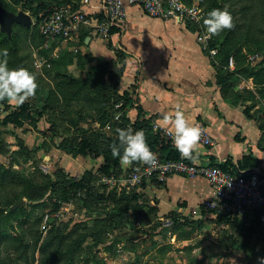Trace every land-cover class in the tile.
Returning a JSON list of instances; mask_svg holds the SVG:
<instances>
[{
	"label": "trees",
	"instance_id": "1",
	"mask_svg": "<svg viewBox=\"0 0 264 264\" xmlns=\"http://www.w3.org/2000/svg\"><path fill=\"white\" fill-rule=\"evenodd\" d=\"M73 1L76 0H14L12 7L0 0V4L8 10L15 13L29 10L32 16L38 19V22L32 27L15 23L12 39L2 33L3 38L0 46L5 49L9 44L8 52L17 54L16 44L19 40V33L23 31L27 36L26 39L29 38L34 47L40 48L46 43V36L41 33V28H39L41 21L59 7L73 4ZM182 1L188 5H194L195 2V0ZM228 2L230 5L227 4ZM236 3L241 6L238 7ZM16 6H20L22 9L18 10ZM200 6L204 7L206 11L204 18L213 9L223 10L227 7L234 19V29L224 30L219 36H213L210 44L211 49H218L217 55L213 57V64L217 70V84L220 86L223 98L233 105L248 101L264 102V0H200ZM74 7L78 8V5H74ZM187 25L192 30H197L193 24L188 23ZM115 31L116 28L112 29L111 34ZM88 36V30L83 28L79 44L87 45ZM75 44L79 46V44ZM12 46L13 48H11ZM64 49L66 50L59 57L50 59L52 66L57 68L54 89L49 87L47 98H41L37 105H33L28 99L22 106L14 108L5 118L7 124H13L16 128L25 127L26 124L31 128H37L38 124L47 115H50L52 124L45 133L55 137L57 124L63 120L70 121L74 127L73 137L70 139L71 141L68 139L61 143L59 149L66 154L83 158L94 160L102 158L103 163L99 171L108 175L120 176L124 167L120 164L118 157L112 156L110 149V145L119 143L117 129L131 128L133 132L143 130L151 150L161 159H181L179 152L173 146L171 137H168L163 131L155 129L161 116L159 114L149 116L142 106L140 96L142 73L139 72L136 75L128 89L120 90L121 79L124 76L127 63L126 55L123 52L117 51V60L109 61L104 57H96L90 51L83 54L79 51V53L69 51L67 47ZM251 54H259L262 57L258 64L248 63ZM44 55L49 57L47 52ZM231 57L235 61L234 69L229 67ZM76 58L79 67L85 72L84 76H75L68 69L69 65L75 63ZM118 62L123 66L119 67ZM20 64L32 72L36 76V80L39 79L33 70L25 67L24 61H21ZM242 77L253 80L254 91L236 89L235 84L241 81ZM38 86L35 96H39V91L44 87L40 84ZM0 104H7V101L0 102ZM7 107L10 108V105L7 104ZM244 112L248 118L258 123L259 128L263 131L264 141V108L252 113V107L247 106ZM85 117L100 122V128L82 127L81 122ZM108 122L113 124L112 132L105 129ZM212 164L225 171L238 174V169L247 170L257 167L261 161L249 154L239 161V165L233 164L230 160L224 163L213 160ZM132 166L134 170H138L142 164L133 163ZM59 173L63 176V186L50 182L40 184L15 172L11 167L0 164V264H8L4 260L3 250L4 246L11 244L17 250V257L10 259L9 264H107L105 259L95 251V248L104 243L105 236L109 231L126 227L131 218L137 221L143 213L157 215L159 211L158 207L148 204V200L138 189L122 195H118L114 190L109 194L106 190L104 193H101L100 189L94 191L92 183L95 180V174L92 170L87 171L81 180L71 178L64 171ZM66 183L68 184L66 185ZM145 186L147 183H143L141 187ZM3 190L16 191L13 192L14 197L12 195V197L2 200ZM51 191L59 194L65 202L71 196L73 198L77 196H75V191L83 192L86 195L82 199L84 206L94 207V210L99 208L93 226L76 225L70 229L68 223H65L62 228L55 226L56 223H54L46 236L39 229L33 228L31 229L32 242L24 239V235L21 237L12 235L10 230H17V228L29 224V218L20 222L27 213L26 208L20 207L14 210L12 207L23 198H27L31 203H39ZM104 203L112 204V207L102 212L100 207ZM3 206L10 210L7 212L2 208ZM59 207V204L55 203L54 211H57ZM203 214L205 219L197 223L188 218H180L174 211L168 213L167 216L173 217L172 232L178 235V239L189 241L197 230L202 228L205 221L209 220L210 217L206 210H203ZM215 218L219 224L233 222L237 226L241 239L233 234L228 236L234 249L246 252L248 257H264V225L260 221L258 212L246 213L242 220H239L238 216L226 215H218ZM16 221H19L18 227L14 225ZM42 221L43 219L39 218L37 226H40ZM255 237L262 238L263 244L255 243ZM123 238L125 237H121L119 240ZM119 240H114L111 245L106 247V250L113 251ZM188 247L193 248L192 246ZM37 252L38 257L36 256ZM198 263L203 264V261L198 260Z\"/></svg>",
	"mask_w": 264,
	"mask_h": 264
},
{
	"label": "rangeland",
	"instance_id": "2",
	"mask_svg": "<svg viewBox=\"0 0 264 264\" xmlns=\"http://www.w3.org/2000/svg\"><path fill=\"white\" fill-rule=\"evenodd\" d=\"M1 1L12 7L14 5V0ZM227 4L230 5L229 2ZM237 4L238 7L241 6V4L239 5V3H236V5ZM71 5H78V8H81V0L73 1V4ZM194 5L199 7L200 0H195ZM200 7L205 13L206 11L204 10V7ZM16 9L20 10L22 8L16 6ZM26 12L32 16L31 11L28 10ZM32 17L34 24L38 22L37 17ZM40 27L41 24L39 25V28ZM1 34L2 32L0 31V42L3 38ZM26 37L27 36L23 31L19 33V40L16 44L18 48L17 54L9 53V68H21L22 65L20 63L21 61H24L25 67L33 70L37 77H39L37 83L44 87L39 91V96L30 98L33 105H37L40 103L39 101L41 98H47L49 87L52 89L55 87L54 79L56 77L57 68L55 69V67L52 66L50 59L59 57V55L66 49L62 48V43L58 38L54 39L46 37V43L40 48H36L29 41V38L26 39ZM75 43L79 44V40L68 41L70 46H68L67 49L74 53H87V50L83 49L85 45L81 44H79L81 48L79 47L74 50L73 47L76 45ZM11 48H13V46ZM70 48L72 49L70 50ZM5 49L9 50L10 45L8 44V47ZM0 50H2L1 46ZM44 51L47 52L49 57L44 55L46 54ZM55 53H57L58 56H56ZM37 57L43 60L41 63L43 66L40 68L35 64ZM260 59H262L261 56ZM113 60L116 61L117 58H114ZM45 61H48L50 66L43 64ZM259 61L260 60L251 62L248 59V63H251L252 65L258 64ZM118 65L119 67L123 66L120 62H118ZM68 69L75 76H84L85 72L79 67L77 58L74 64L69 65ZM251 81L253 80L242 77L241 81H238L235 84V87L238 90L242 89L240 91H254L255 88H252V86L255 87V85ZM128 88L129 86L120 85L121 91ZM260 103L261 101L255 103L248 101L246 102V105L251 106L252 113H254L259 109L264 108V102ZM7 104H0V117L2 119L0 122V148L2 147V150L0 151V164L5 165L6 167H11L15 172L20 173L27 178H31L37 183H58V186H63V176L59 173L60 171H64L68 176L75 180H81L87 171L92 170L95 174V180L92 183L94 191L100 189L99 191L104 193L106 190L109 194L114 190L118 195L128 193L126 192L129 191L127 189L112 187L110 183L103 181V177L110 178L114 174L108 175L99 171L103 163L102 158L99 160L83 158L81 156L66 154L59 149L61 143L68 139L71 141L70 139L73 137L74 127L70 121L63 120L57 124L55 137L45 133L52 124L50 115H47L38 124L37 128H31L28 124H26L25 127L16 128L13 124H7L5 118L17 106L9 104V108L7 107ZM81 126L84 128H100L101 123L85 117L81 122ZM105 129L108 132H112V122H108ZM213 139L215 140L214 137ZM215 142L217 144L216 140ZM132 171H134L132 165L124 166L120 174L126 175ZM67 184L68 183H66V185ZM148 184L149 183L147 182V185ZM15 191L16 190H3L1 195L2 200L12 197V195L14 197L13 192ZM74 193L75 196H77L75 198L71 196L67 202L62 200L61 196L55 194L53 191L49 192L44 200L39 203H31L27 198H23L26 200L24 207L26 208L27 213L21 218L20 222L29 218V224L17 228V230H10V233L19 237L24 235V239L32 242L33 235L31 229L33 228L35 230L39 229V231L46 236L48 230L51 229L52 224L54 223H56L55 226H60L61 228L65 223H68L70 229L76 225L93 226L94 220L98 216L99 208L94 210V207L89 208L84 206L82 199H84L86 195L79 191H75ZM55 203L60 206L57 211H54ZM109 207H112V204L104 203L100 207V211L105 212ZM2 208L7 210V212L10 210L5 206ZM208 217H210L209 220L205 221L202 228L197 230L192 236L191 241H183L178 239V235L176 234V240L174 239V233L172 232L174 226L173 217L167 215L162 217L152 213H143L137 221L131 218L126 227L116 229L115 231H109L105 236L104 243L98 248H95V251L99 253L100 257L105 259L107 264H176L185 262L186 264H199L198 260L201 259L205 260L204 264H258V258L261 257H248L246 252L236 250L232 247V241L228 238L230 234L241 239L239 230L237 226L234 225L235 223L225 222L219 224L215 221L216 218L211 214H208ZM243 217L244 215L240 216L239 220H242ZM39 218H42L43 221L40 226H37ZM188 219L194 220L197 223L198 221L204 220L205 215L200 214L198 217L191 216L188 217ZM18 223L19 221H16L14 225L18 227ZM121 237L125 238L119 240ZM116 239L119 241L118 243L116 242L113 251L110 252L106 250V247L111 245ZM255 239V243L258 242L260 245L263 244L262 238L255 237ZM188 246H192L193 248L187 250ZM164 248L166 249L162 250ZM225 253H228L233 257H226ZM3 256L4 260L9 264V262H11L10 259L17 257L15 246L13 247V244L4 246ZM36 256H39L38 252L36 253ZM223 256H225L224 258L229 259H221L222 261L217 260V258L220 259L223 258Z\"/></svg>",
	"mask_w": 264,
	"mask_h": 264
},
{
	"label": "crops",
	"instance_id": "3",
	"mask_svg": "<svg viewBox=\"0 0 264 264\" xmlns=\"http://www.w3.org/2000/svg\"><path fill=\"white\" fill-rule=\"evenodd\" d=\"M102 3L103 0H81V8L95 19ZM85 28L90 42L83 49L109 61L117 57V51L126 55L121 86L128 87L142 73L140 96L149 116L159 114L161 120L179 105L191 126L200 122L209 129L217 144L209 147L200 143L196 163L230 160L239 165L244 156L251 154L261 161L257 167L264 169L263 131L245 114L246 103L233 105L223 98L213 57L202 49L195 29L176 19L150 16L136 5L127 7L121 27L109 37L98 35L94 22ZM59 41L63 49L69 46L68 42ZM138 191L150 206L158 207L157 215L163 217L174 211L182 219L191 217V211L212 194L207 179L186 175L149 182ZM225 256L217 260L229 259ZM201 260L204 264L205 260Z\"/></svg>",
	"mask_w": 264,
	"mask_h": 264
},
{
	"label": "built area",
	"instance_id": "4",
	"mask_svg": "<svg viewBox=\"0 0 264 264\" xmlns=\"http://www.w3.org/2000/svg\"><path fill=\"white\" fill-rule=\"evenodd\" d=\"M174 3L183 4V9L173 8ZM139 6L150 16L163 19H176L185 24H193L197 30V40L204 51L216 56L218 49L210 48L211 39H204L206 34L203 26L205 13L199 6L188 5L182 0H103L99 15L93 19L82 8H75L72 5L62 6L56 9L50 16L41 21V33L50 38L62 39L66 42L80 40L82 29L90 22H94V28L98 35L109 37L114 28H119L126 18L128 6ZM196 8L198 13L195 18L188 14V9ZM58 56L57 53H55ZM251 62L260 60V55L249 56ZM42 59L37 57L36 66L40 68ZM46 62V61H45ZM50 66L48 61L46 63ZM229 67L234 69L235 61L231 57ZM196 126L203 130L200 143L204 146L213 147L215 140L209 129L203 123ZM156 130L167 134L164 127L155 125ZM168 137H170L168 135ZM157 166L152 168L142 164L141 168L126 175L103 177V181L110 183L112 187H120L131 191L138 189L143 183L152 181L163 182L172 175H186L196 178L207 179L212 194L205 198L203 202L191 211V216L198 217L206 210L208 214L216 217L226 215L230 217L243 216L246 213L258 212L261 223L264 225V169L262 167H252L247 170L238 169V174L225 171L212 162L193 163L186 159L163 160L158 155ZM139 177L137 183L132 184V177ZM204 215V214H203Z\"/></svg>",
	"mask_w": 264,
	"mask_h": 264
},
{
	"label": "clouds",
	"instance_id": "5",
	"mask_svg": "<svg viewBox=\"0 0 264 264\" xmlns=\"http://www.w3.org/2000/svg\"><path fill=\"white\" fill-rule=\"evenodd\" d=\"M183 4L174 3L173 8L183 9ZM198 9H188V14L196 17ZM205 28L204 39L219 36L224 30H232L235 27L234 19L227 7L223 10L213 9L203 19ZM9 52L0 50V102L16 106H22L28 99L33 98L38 90L36 76L26 68H9ZM157 124L166 128L171 137L173 146L179 152L182 159L193 163L199 158V144L203 130L198 126H191L180 106H176L174 113H165ZM119 143L110 145L111 154L119 158L122 166H130L133 163H141L149 167H156L157 155L151 150L143 130L133 132L129 129H117ZM139 177H132L128 183L135 184ZM258 264H264V257L258 258Z\"/></svg>",
	"mask_w": 264,
	"mask_h": 264
},
{
	"label": "water",
	"instance_id": "6",
	"mask_svg": "<svg viewBox=\"0 0 264 264\" xmlns=\"http://www.w3.org/2000/svg\"><path fill=\"white\" fill-rule=\"evenodd\" d=\"M25 25L26 27H32L34 24L33 17L26 11L21 10L18 13L8 10L0 4V31L8 35L12 39L13 25L14 24ZM90 42V38H87L86 44ZM26 200H21L16 203L12 209H18L24 207ZM52 222V221H51Z\"/></svg>",
	"mask_w": 264,
	"mask_h": 264
}]
</instances>
